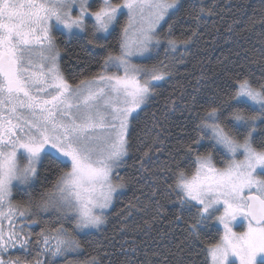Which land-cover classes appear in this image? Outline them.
<instances>
[{
	"label": "snow or ice",
	"instance_id": "obj_1",
	"mask_svg": "<svg viewBox=\"0 0 264 264\" xmlns=\"http://www.w3.org/2000/svg\"><path fill=\"white\" fill-rule=\"evenodd\" d=\"M199 3L198 10L195 0L190 5L197 23L206 14L203 0ZM183 7L182 0H97L95 6L91 0H0V264H99L95 256L70 257L83 253L78 234L99 230L126 187L125 178L114 173L129 154L131 121L159 82L171 78L176 54L182 59L197 36L196 30L186 38L175 34ZM118 25L114 51L108 38ZM57 29L64 37L84 36L90 50L106 52L99 70L75 85L59 68L52 34ZM161 48L171 63L135 62L153 60ZM226 87L195 113V101L186 106L198 121L192 127L196 135L150 173L152 219L163 208L156 196L174 193L176 201L167 202L176 209L175 222L190 217L188 237L199 239L212 218L223 225L219 242L207 248L211 264H264V82L253 84L249 76L237 74ZM159 124L154 120V127ZM202 141L211 142L204 153L199 152ZM157 144L159 153L164 148L159 132L150 149ZM214 153L222 167L216 166ZM146 158L151 160L150 150L140 156L141 172H148ZM45 160V173L62 165L67 170L37 192ZM14 189L26 199L14 201ZM146 208L129 202L123 211ZM47 212L55 219L41 221ZM240 218L247 228L236 233L232 225ZM41 223L33 242L27 229ZM144 224L151 228L149 221ZM12 250L22 255L6 259Z\"/></svg>",
	"mask_w": 264,
	"mask_h": 264
},
{
	"label": "trees",
	"instance_id": "obj_2",
	"mask_svg": "<svg viewBox=\"0 0 264 264\" xmlns=\"http://www.w3.org/2000/svg\"><path fill=\"white\" fill-rule=\"evenodd\" d=\"M96 2L97 0H92L94 6ZM193 2L194 0H182L184 7L180 15L183 19L176 26L175 34L180 36L183 32L186 38L192 34V30H196L194 42L183 50L186 55L182 59H179V53L176 54L178 62L172 69L171 78L159 82L153 96L131 121L129 154L124 164L115 171L125 178L126 187L114 199L106 212L107 220L99 230L78 234L83 253L72 256L71 259L84 260L95 256L99 264H129V261L130 264H148V261L151 264H165L164 258L167 257L166 264H208L207 248L219 241L221 233L211 220L202 226L199 239L188 237L186 227L190 217L185 215L184 221L175 222L176 209L167 202L176 201L174 193L168 194L166 198L156 196L163 208L161 214L153 220L156 210L151 197L155 185L150 173L180 147L189 135H196L192 132V127L198 121L193 119L186 106H191L195 101L196 106L191 108V112L199 111L200 106L214 92L227 91L226 85L234 83L237 74L249 76L253 84L264 82V0H203L206 14L200 18L199 23L193 19L195 11L190 7ZM195 2L198 10L199 0ZM209 9L210 15L207 14ZM124 22L123 15L120 23ZM87 23L90 30L91 20ZM164 28H167V24ZM118 32L119 25L116 33L108 38L109 46L114 51L118 50ZM56 40L60 50L59 68L70 84L75 85L99 70V62L106 52L90 50V46L85 44L86 37L72 39L60 35L56 36ZM153 62L150 60L147 63ZM198 78L202 79L200 84H197ZM154 120L160 121V124L154 127ZM158 132L164 143V148L159 153L158 144L150 149ZM202 145L199 152L204 153L211 142L202 141ZM149 150L151 160L146 158L144 165L148 172H141L138 163L140 156ZM182 155L181 152L176 159L179 160ZM213 156L216 165L221 166V156L215 153ZM186 164L187 161L182 162L181 167ZM46 165L45 160L44 165H41V177L36 182L37 192L49 188L61 169L67 170L62 165L61 169L45 173ZM137 197L139 200H136ZM13 198L16 201L26 199L16 190ZM129 202L136 203L139 209H144L145 205L147 208L142 211H123ZM39 219L51 221L55 216L53 218L48 214ZM145 221L151 224L150 229L145 226ZM137 225L142 226L144 231H138ZM65 226L69 227L67 224ZM42 227L43 223L32 225L29 229L33 242ZM133 248L135 252L131 251Z\"/></svg>",
	"mask_w": 264,
	"mask_h": 264
},
{
	"label": "rangeland",
	"instance_id": "obj_3",
	"mask_svg": "<svg viewBox=\"0 0 264 264\" xmlns=\"http://www.w3.org/2000/svg\"><path fill=\"white\" fill-rule=\"evenodd\" d=\"M91 2H92V0H91ZM124 18H125V20L127 19V15H126V11H125V15H124ZM156 60H165V57H164V54H163V48H161L160 49V55L159 56H156L152 61H154L153 63H155L156 62ZM170 60L169 59H167V60H165V62L166 63H168ZM135 62H137V63H147L148 61H144V60H136ZM145 105H143L142 107H144ZM217 166V165H216ZM223 166V164L221 165V166H217V167H222ZM117 170V169H116ZM115 170V171H116ZM116 173V172H115ZM115 173H114V175H115ZM52 215V217L54 218V214L52 213V212H47V213H44V214H42V216L41 217H39V218H43V216H46V215ZM217 215H219V213H217ZM218 228H219V231H220V233H221V235H220V238L223 236V234H224V228H223V225H221L220 223H219V221L218 220H216L215 218H212V219H210ZM16 223L17 224H19L20 223V221L19 220H17L16 221ZM232 227H233V231H235L236 233H242V232H244V231H246V228H247V222L246 221H244L242 218H240V219H238L236 222H234L233 223V225H232ZM31 227H29L27 230L28 231H30L29 229H30ZM91 231H97L96 229H93V230H91ZM87 233V232H86ZM220 238H219V240H220ZM219 242V241H218ZM217 242V243H218ZM34 254H35V251H34ZM73 256H75V255H73ZM72 257V256H71ZM58 264H63V262L62 261H59L58 260ZM208 264H211V260H210V257H208Z\"/></svg>",
	"mask_w": 264,
	"mask_h": 264
},
{
	"label": "flooded vegetation",
	"instance_id": "obj_4",
	"mask_svg": "<svg viewBox=\"0 0 264 264\" xmlns=\"http://www.w3.org/2000/svg\"><path fill=\"white\" fill-rule=\"evenodd\" d=\"M52 34H53V36L56 38V36H60V35H61V32H60L59 29H57V30H54ZM66 38H67V37H66ZM14 191H15V189H14ZM13 200L16 201L15 198H13ZM31 226H32V225H31ZM31 226H30V227H31ZM5 227H7V221H5ZM19 255H22V253H21L20 251H18V250H12V251L9 253V255L6 256L5 258H6V259H8V258H10V257L14 258V257L19 256Z\"/></svg>",
	"mask_w": 264,
	"mask_h": 264
}]
</instances>
